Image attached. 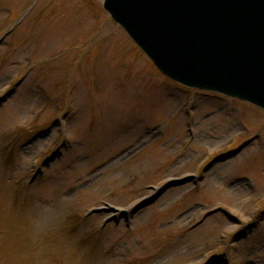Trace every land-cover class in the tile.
<instances>
[{"label":"rangeland","instance_id":"1","mask_svg":"<svg viewBox=\"0 0 264 264\" xmlns=\"http://www.w3.org/2000/svg\"><path fill=\"white\" fill-rule=\"evenodd\" d=\"M0 264H264V109L161 74L102 0H0Z\"/></svg>","mask_w":264,"mask_h":264},{"label":"water","instance_id":"2","mask_svg":"<svg viewBox=\"0 0 264 264\" xmlns=\"http://www.w3.org/2000/svg\"><path fill=\"white\" fill-rule=\"evenodd\" d=\"M103 7L165 76L264 109V0H103Z\"/></svg>","mask_w":264,"mask_h":264},{"label":"bare ground","instance_id":"3","mask_svg":"<svg viewBox=\"0 0 264 264\" xmlns=\"http://www.w3.org/2000/svg\"><path fill=\"white\" fill-rule=\"evenodd\" d=\"M244 183H247V182L238 181V182L232 184L233 186H231V187H233L235 190H239V189L243 188Z\"/></svg>","mask_w":264,"mask_h":264}]
</instances>
